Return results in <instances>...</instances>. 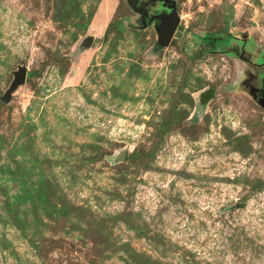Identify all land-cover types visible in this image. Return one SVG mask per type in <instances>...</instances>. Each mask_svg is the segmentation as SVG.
Segmentation results:
<instances>
[{
  "label": "rangeland",
  "instance_id": "1",
  "mask_svg": "<svg viewBox=\"0 0 264 264\" xmlns=\"http://www.w3.org/2000/svg\"><path fill=\"white\" fill-rule=\"evenodd\" d=\"M178 1L156 50L127 0H0V95L34 72L0 102V264H264V108L202 39L264 54V0Z\"/></svg>",
  "mask_w": 264,
  "mask_h": 264
},
{
  "label": "flooded vegetation",
  "instance_id": "2",
  "mask_svg": "<svg viewBox=\"0 0 264 264\" xmlns=\"http://www.w3.org/2000/svg\"><path fill=\"white\" fill-rule=\"evenodd\" d=\"M173 5H176L177 10L181 15L178 0H137V8H139L140 11H135L132 9L137 13L138 16L135 18L136 24H131L132 22H130V25L132 27H138L139 29H148L153 27L155 31H157V27L160 28L163 25V19L159 17V15L171 12ZM232 38L237 39V44H233L231 42ZM202 39L203 41L209 43L211 47H213L212 51L217 52L215 50L220 49L219 46H223L224 52L227 54L230 53L231 55L243 61L245 64V76L242 84L258 103L264 85V54L259 52L256 47L254 48V45L249 40L248 35L241 34L240 37L231 33L226 36H214L212 34L203 36Z\"/></svg>",
  "mask_w": 264,
  "mask_h": 264
},
{
  "label": "water",
  "instance_id": "3",
  "mask_svg": "<svg viewBox=\"0 0 264 264\" xmlns=\"http://www.w3.org/2000/svg\"><path fill=\"white\" fill-rule=\"evenodd\" d=\"M129 6L135 10L140 11L139 8H137V0H127ZM163 19V25L162 27H157V35H158V41L156 43V50L163 49L164 47H168L173 37L178 29V26L181 22V15L179 14L176 5H173V9L171 12L166 14L159 15ZM94 40L93 35L87 36L85 43L86 45L91 46L92 42ZM14 79L10 85V87L6 90V92L3 95V99L6 102H9L11 100V97L13 93L26 82V79L28 77V66L26 64L19 65L16 70L13 71ZM214 96L212 88H207V90H204L200 94V101L205 104L210 98ZM258 104L264 108V85L262 88V94L261 97L258 100ZM128 150L125 148L122 150L116 161H125L127 158Z\"/></svg>",
  "mask_w": 264,
  "mask_h": 264
},
{
  "label": "trees",
  "instance_id": "4",
  "mask_svg": "<svg viewBox=\"0 0 264 264\" xmlns=\"http://www.w3.org/2000/svg\"><path fill=\"white\" fill-rule=\"evenodd\" d=\"M111 26H112V24H109V26H108V28H107V30H106V32H105V38H108V36H109V34H110V32H111ZM33 74H34V72H28V77L33 76ZM0 102H1L2 104H6V103H7V102L3 99V95H0ZM169 127H170L169 123H168V124H165V127L163 128V130H165V129H169ZM135 155H136V150L133 151V152L131 153V157H132V156H135Z\"/></svg>",
  "mask_w": 264,
  "mask_h": 264
}]
</instances>
